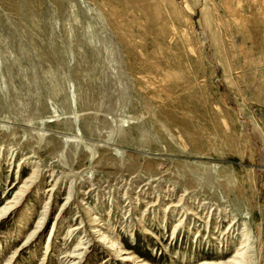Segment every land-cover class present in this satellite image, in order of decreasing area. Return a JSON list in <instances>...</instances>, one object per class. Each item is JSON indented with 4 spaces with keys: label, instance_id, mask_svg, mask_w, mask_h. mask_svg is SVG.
Masks as SVG:
<instances>
[{
    "label": "rangeland",
    "instance_id": "374dc122",
    "mask_svg": "<svg viewBox=\"0 0 264 264\" xmlns=\"http://www.w3.org/2000/svg\"><path fill=\"white\" fill-rule=\"evenodd\" d=\"M37 163L30 227L51 171L60 191L21 264L43 258L71 183L52 264L83 234L65 237L80 200L151 263L227 258L245 229L264 252V0H0V207ZM26 203L0 220L4 256Z\"/></svg>",
    "mask_w": 264,
    "mask_h": 264
},
{
    "label": "bare ground",
    "instance_id": "6f19581e",
    "mask_svg": "<svg viewBox=\"0 0 264 264\" xmlns=\"http://www.w3.org/2000/svg\"><path fill=\"white\" fill-rule=\"evenodd\" d=\"M32 158L33 156H27L25 159ZM50 173L52 183L49 185L50 189H43L44 191H42V196H39V198H43L42 201H44L42 207L43 209L41 212H39L40 214L38 215V219L36 220V222H34V225L32 227H30V224L33 218V214L32 212H30L28 202L30 201L29 198L31 190H35V186L40 183L42 179L43 174L40 171V166L38 163L35 166H32V171L30 175L24 179L20 186L17 187L11 197L7 198L4 206L0 207V220H4L8 215H11L14 211L17 212L20 207L24 205V202L27 201L24 209L19 213L20 225L17 227L18 234L16 236L17 239L20 238V242L24 241V243L19 248L11 249V251H9L8 254L4 256V244H6V250H10L8 249L10 245L8 246L7 243L10 242L13 237H15V232H8L4 234V237H0V248H2V251L0 250V264H21L20 262H16L17 258L20 255V252L23 251L26 247L33 244L36 239L39 238V241H42L44 230L46 229V227H48V222L50 221V215L56 206V202H58V200H56L55 195L56 193H59L61 184V178L57 177L54 171H51ZM72 184L73 183H71L69 187L67 197L64 203L61 205L59 213L54 218L52 227L49 230V238L46 239V243L44 246L45 251L43 254V258H40L38 264H52L54 261V256H51V252H53L54 249H57L58 247L54 246V238L58 236V232L60 230V228H58L59 224L61 225L60 227H62L63 225L65 219L64 213H66L65 210L69 209L71 201L74 198L75 193ZM35 193L38 192L35 191ZM77 193L81 192L78 191ZM182 200L183 199L180 198L176 205H172L171 203L172 207H180ZM80 203L83 208V212L85 213V217H82L80 219V226L69 228L65 237H68L69 240L76 231L83 232V234L82 236L79 235L80 237L78 239V242L76 243V246L72 249V251L66 250L64 252H61L59 248L60 253H58L55 257L57 258L56 260L58 264H84V258L88 254V250L92 247L94 248L95 246H101L105 248L106 252H108V255L111 256L110 259L117 261L119 264H155L149 262L146 258H143L142 256L138 255V253L133 250L130 245H124L121 242L120 238L116 235V232L112 229V227H109V225L102 223L104 220H102V217H100L97 213H92V209L87 206L88 203H84V200H80ZM186 212H188V210H186ZM86 220H88V222L86 223L91 226V230H83V224ZM138 221L143 230L144 235H153V232H151L149 227L142 224V219H138ZM179 222H184V219H180ZM105 225L107 226L105 227ZM181 225L182 224L180 223L178 226ZM232 226L233 225H231V227ZM226 232L228 231L226 230ZM226 232H222L221 235H223V237H226ZM75 236L76 235H74L73 238ZM12 243L13 242H10V244ZM259 257L261 263L264 264V252H256L251 236H249V231L245 229L242 232V237L237 246V249L235 250L232 256L224 258L220 254H218L217 256L209 254L208 259L202 260L201 264H255V261L259 262Z\"/></svg>",
    "mask_w": 264,
    "mask_h": 264
}]
</instances>
